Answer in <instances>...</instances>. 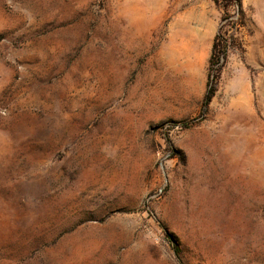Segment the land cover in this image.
<instances>
[{"label":"rangeland","instance_id":"rangeland-1","mask_svg":"<svg viewBox=\"0 0 264 264\" xmlns=\"http://www.w3.org/2000/svg\"><path fill=\"white\" fill-rule=\"evenodd\" d=\"M241 4L202 113L212 0H0V264H264V0Z\"/></svg>","mask_w":264,"mask_h":264},{"label":"trees","instance_id":"trees-1","mask_svg":"<svg viewBox=\"0 0 264 264\" xmlns=\"http://www.w3.org/2000/svg\"><path fill=\"white\" fill-rule=\"evenodd\" d=\"M212 1L216 6H218L222 10L223 15L221 17L220 28L217 34L215 35L214 42L212 44L211 57L209 60V74H208V79L211 81V87L205 94L203 101L204 108L202 110V113H205L207 111V107L214 95V92L216 91V87H217L216 82L220 78L221 71L227 61V52L225 50V47L220 45L219 40L222 33L221 31H223L225 26L228 24V22L232 21L233 19L232 18L233 14L232 15L230 14L229 9L231 7H234L236 8V11L239 14H241V8H242L241 0H212ZM215 65H217L216 68H214ZM174 250L175 253L178 255V249L174 248Z\"/></svg>","mask_w":264,"mask_h":264}]
</instances>
